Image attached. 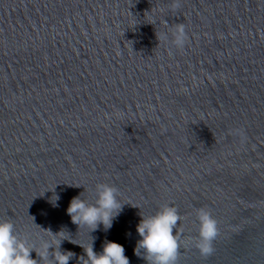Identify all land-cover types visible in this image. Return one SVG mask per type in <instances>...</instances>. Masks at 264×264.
<instances>
[{"label":"water","instance_id":"1","mask_svg":"<svg viewBox=\"0 0 264 264\" xmlns=\"http://www.w3.org/2000/svg\"><path fill=\"white\" fill-rule=\"evenodd\" d=\"M176 2L0 0V222L37 252L63 230L68 264L106 241L146 264L136 226L167 205L176 264H264V0ZM97 184L123 205L90 232L66 209ZM201 208L219 233L208 257Z\"/></svg>","mask_w":264,"mask_h":264},{"label":"clouds","instance_id":"2","mask_svg":"<svg viewBox=\"0 0 264 264\" xmlns=\"http://www.w3.org/2000/svg\"><path fill=\"white\" fill-rule=\"evenodd\" d=\"M173 7H179L178 0ZM156 38L167 40L168 35L157 36L156 34ZM187 39L184 25L177 24L171 32V44L176 49H183ZM95 196L96 199L92 204L86 203L80 195L73 197L66 213L78 228L86 226L92 232L102 225L107 231L111 228L113 219L120 213L123 204L117 199V189L107 184H97ZM58 199L59 197L55 196V200ZM179 219L177 210L167 205L152 216L141 217L136 226L140 239L136 243L134 254L142 257L146 264H176L178 243L173 230ZM197 219L199 227L195 247L202 256L208 257L214 251L212 242L219 234L217 222L203 208L197 211ZM47 231L53 236L61 235V239L56 242L55 248L51 243L43 241L41 250L37 252L35 247H29L25 240L18 237L14 232L13 223L0 222V264H37V260L30 256L33 251L42 261L50 260L51 264H68L75 254L70 251L62 252L60 244L63 240L72 241L62 237L63 230L55 234L50 230ZM50 248L53 251L50 252ZM83 250L84 255L79 257L82 264H129V259L124 255L123 246L116 242L106 241L99 254L93 251L92 244Z\"/></svg>","mask_w":264,"mask_h":264}]
</instances>
